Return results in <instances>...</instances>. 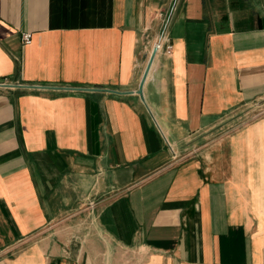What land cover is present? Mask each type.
<instances>
[{
    "label": "crops",
    "instance_id": "0c3cea01",
    "mask_svg": "<svg viewBox=\"0 0 264 264\" xmlns=\"http://www.w3.org/2000/svg\"><path fill=\"white\" fill-rule=\"evenodd\" d=\"M170 1L0 0V264H264V0H180L142 99Z\"/></svg>",
    "mask_w": 264,
    "mask_h": 264
},
{
    "label": "built area",
    "instance_id": "2783aa9c",
    "mask_svg": "<svg viewBox=\"0 0 264 264\" xmlns=\"http://www.w3.org/2000/svg\"><path fill=\"white\" fill-rule=\"evenodd\" d=\"M180 0H171L169 5L165 8L160 10L157 13V18L160 20V26H159V34H158V40L155 44L156 51L162 48L164 45V42L167 39V33L169 26L171 24V21L173 19L174 13L177 9V6L179 4ZM22 42L23 44H27L30 42V34H23L22 35ZM171 46L167 45L165 46V52L170 53ZM7 84L5 82H1L0 86H6Z\"/></svg>",
    "mask_w": 264,
    "mask_h": 264
},
{
    "label": "water",
    "instance_id": "95a60500",
    "mask_svg": "<svg viewBox=\"0 0 264 264\" xmlns=\"http://www.w3.org/2000/svg\"><path fill=\"white\" fill-rule=\"evenodd\" d=\"M155 53H156V49L154 48V49L152 50V53H151L150 58H149V60H148L147 66H146V68H145V71H144L143 77H142L141 82H140V86H139V88H138V90H137V94H138L142 99H143V95H142V87H143V84H144V82H145V79H146V77H147V75H148V72H149V70H150V67H151V64H152V61H153V58H154Z\"/></svg>",
    "mask_w": 264,
    "mask_h": 264
}]
</instances>
